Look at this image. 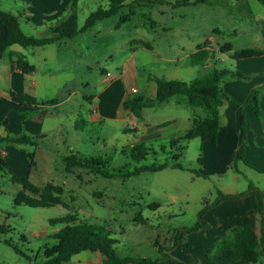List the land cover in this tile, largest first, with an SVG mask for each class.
Wrapping results in <instances>:
<instances>
[{
	"label": "rangeland",
	"instance_id": "obj_1",
	"mask_svg": "<svg viewBox=\"0 0 264 264\" xmlns=\"http://www.w3.org/2000/svg\"><path fill=\"white\" fill-rule=\"evenodd\" d=\"M73 1L58 0L56 5L59 6H56L45 0H0V7L16 13L26 33L47 37L53 36L54 27L71 14L77 15V26L81 29L92 10L109 6V0H77L75 4ZM175 1L128 0L130 7H123L119 13L98 21L74 38L41 46L18 45L29 62L37 67V77L44 81L38 86V99H67L57 105L38 106V110L29 113L33 116L43 114L45 135L36 144L10 143L25 160L26 169L21 170L20 162H13L12 166L18 174L29 173L30 180L40 187L48 182L62 185V198L68 206L35 207L16 202L22 185L13 181L8 168L0 170V264H44L46 246L56 243L51 233L60 225H53L50 220L69 212L75 213L78 221L107 227L116 239L115 247L120 255L155 260L162 256L160 248L169 254L176 230L195 231L184 228L197 222L205 204L217 200L218 188L246 191L250 181L257 183V187L264 186V175L249 170H244L243 174L198 176L196 171L201 163L197 159L203 153L199 137L189 139L187 148L175 149L182 151L178 161L183 169L168 166L159 171L128 175L127 172L142 164L173 161L170 141L147 142L150 153L145 159L136 161L120 152L123 146L128 152L136 140V132L123 130L127 121L105 118L102 123L90 122L92 103L85 95L96 96L108 84L102 82L105 78L102 67L119 73L127 61H134L138 88L148 91V85L153 83L148 81L149 75L188 81L212 67L237 69V59L219 53L217 41H232L234 49L256 47L264 50V4L260 1L208 0L177 7L173 6ZM129 8L134 11L131 19L116 27L120 15ZM215 27L222 33L213 34ZM210 35L216 36L212 41L217 46L213 52L217 60L210 67L189 66L185 62L189 53ZM137 39L149 42L152 48L137 43ZM172 104L173 101L164 107L150 109L146 118L160 121L171 117L169 113L173 111L181 114L184 122L183 112L187 110ZM24 130L21 134L29 133ZM7 143L0 142V147L6 149ZM73 151L104 158L111 156L108 168L111 172L127 163L121 173L123 176L107 177L82 167L67 171L63 157ZM30 152L34 153V163L28 156ZM260 218L258 214L255 226L258 232ZM91 254L82 251L63 264H94L93 261L101 264L100 258H93Z\"/></svg>",
	"mask_w": 264,
	"mask_h": 264
},
{
	"label": "crops",
	"instance_id": "obj_2",
	"mask_svg": "<svg viewBox=\"0 0 264 264\" xmlns=\"http://www.w3.org/2000/svg\"><path fill=\"white\" fill-rule=\"evenodd\" d=\"M45 2H50L51 4L56 5L58 0H45ZM40 6L41 5H38V7ZM30 10L31 8L29 11ZM27 17L29 19V15ZM122 24L116 25V27L119 28ZM214 33L221 34L222 30L219 27H215L213 29V34ZM4 36L5 29L0 23V41ZM213 38L216 39V36L210 35L202 43H198L196 49L192 53H189L185 62L188 63L189 66L204 65L210 67L213 62L217 60V55H213L214 50L217 49V46H214L215 43L219 45V53H227L229 55L228 52L222 51V46L227 41L224 43L219 41L214 43L212 41ZM135 41L137 43H143L145 47L152 48V45L149 42H144L141 39ZM230 42L232 43V41ZM18 45L19 44L11 45L3 55L0 56V120L4 118L8 119L6 124H0V137L19 135L21 134L22 129H25L24 131L27 130L29 132L27 134L38 136V142V139L45 135V131L43 130L45 129L43 124V114L38 113L39 115L35 116L28 114L31 113L32 110H36L38 106H46L45 104L57 105L62 103L67 97L63 99H38L36 95L38 86L41 83H44V81L37 77V67L35 64L29 62L24 50ZM232 50H235L234 46ZM134 52L135 51H133V54ZM229 57L231 56L229 55ZM18 58L27 60L30 64L34 65V68L29 71H24L15 63V60ZM237 61V69L248 74H253V76L250 79L245 80L227 79L224 81L223 87L227 95L221 106L222 124L218 132L217 143L214 144L210 140H202L203 153L200 154V157L197 159V161L201 163V168L196 171L198 176L215 174L222 175L230 172L243 174L244 170L264 175V53L257 56L237 59ZM125 65L126 67L122 66L119 73L112 72L104 67L101 68V73L105 74V78L102 79V82L106 81L108 84L103 91L96 96L92 94L88 96L85 95V99L92 103V110L89 118L90 122L102 123L105 122V118H113L119 121L124 120L127 121L128 124L123 126V130L125 132L134 131L137 133L135 142L130 146L134 143H143L151 148L148 145L149 142H161L167 139L170 141L171 147L173 139L181 138L191 129L193 126V115L195 113L204 114L203 110L200 108H190L179 103L175 98L162 104L143 105L141 107L140 116L124 109L122 107L123 100L126 97L132 98L135 94H143L146 101L153 100L157 96L156 77L183 80L172 76L167 77L157 74L149 75L148 81H152L153 83L148 85V91H140L137 83L138 72L134 61L129 60ZM213 69L214 68L212 67L201 76L210 74ZM134 88L136 89V92L132 91ZM255 90H258L260 95L258 111L253 107ZM12 91L17 93H28L36 97L37 103L27 104L22 99H16L12 97ZM172 101L174 103L172 105H175L176 108L184 107V109L187 110L183 112V118H185L184 122L181 114L173 111L169 113L171 117L160 121H152L146 118V114L149 113L148 111L150 109L164 107V105ZM176 108L173 107V109ZM242 112H244V124L242 123ZM82 121L85 122L83 119ZM182 122L185 124V127H183L184 129H182ZM78 124L77 121L75 124L76 127ZM188 140L189 139H180L175 144V147L182 146L187 148ZM242 144L245 146L244 157L243 159H240L238 155L239 148ZM19 145H22V143H19ZM0 148L6 156L7 162L12 170L15 171L12 166L13 162L15 164L20 162L21 170L24 171L26 169L25 160L17 153L14 146L7 143L6 149L2 147ZM122 148L120 152L124 153L123 150L126 149ZM153 152L155 153L156 151L154 150ZM19 172L21 171L19 170ZM15 173L18 174L16 171ZM250 183L258 186L254 181H250L248 186H250ZM259 187L262 189L264 188V186ZM224 188V191L218 188L219 192L231 194L240 193L236 189H233V187ZM256 204L257 199L253 193H246L241 196L222 199L205 212L202 218L203 225L199 229L190 232H177L176 230V238L171 246L172 248L169 254L186 263L193 264H243L240 261H222L215 254H212V258L210 259L208 257V251L217 241L226 236L234 226L251 225L255 229L258 217ZM92 253L93 254L89 256H92L93 258L99 257L101 264H103L104 256L99 252ZM93 263L95 264L94 261ZM131 264L152 263L141 260ZM156 264L175 263L169 259H164Z\"/></svg>",
	"mask_w": 264,
	"mask_h": 264
},
{
	"label": "trees",
	"instance_id": "obj_3",
	"mask_svg": "<svg viewBox=\"0 0 264 264\" xmlns=\"http://www.w3.org/2000/svg\"><path fill=\"white\" fill-rule=\"evenodd\" d=\"M77 0L73 1V4ZM128 0H109L108 7H98L92 10L87 16L84 25L81 29L77 26V15L71 14L66 20L62 21L59 25L54 27V35L47 37H37L33 34L26 33L20 26L19 16L10 10H5L0 7V23L5 29V36L0 41V56L13 44L22 46H39L51 43L63 38H74L81 31H85L104 18L110 17L119 13L125 7H130L131 3ZM154 3H163L165 0H147ZM208 0H176L173 6H181L188 4H197L206 2ZM264 4V0H258ZM134 14L133 9L129 8L127 12L120 15V20L117 25H120L131 19ZM233 45L227 41L222 46L223 52H228L232 58L241 59L251 56H257L264 53V50L256 47H244L241 49L232 50ZM17 66L24 71H29L34 68L23 58L15 60ZM251 75L239 69L228 68H214L210 74L195 77L190 81L180 79H169L166 77H156L157 82V96L150 101H146L143 94H135L132 98L126 97L122 102V107L131 113L140 116L141 107L143 105L162 104L172 98L177 99L190 108H200L204 114L193 115V126L181 138H175L171 143L172 159L173 161H164L160 163L142 164L137 166L133 171L127 172L128 175H136L143 171H159L165 167L172 166L175 168L183 169L184 166L179 162L182 151H175V149L183 148L182 146L175 147V144L180 139H192L199 137L201 140H210L214 144L217 143L218 132L221 127V106L226 97V91L223 83L227 79H250ZM12 97L22 99L27 104L37 103L36 97L28 93H17L12 91ZM258 90L254 91V104L253 107L258 111L259 101ZM29 115V114H28ZM7 118L0 120V124H6ZM242 123L244 124V112H242ZM38 136H31L29 134L7 135L0 137V142L7 141L8 143H31L36 144ZM244 144L239 148V158L244 157ZM151 148L143 143H134L130 149L123 150V152L131 159L141 161L146 158L150 153ZM32 162L34 163V153H29ZM67 171H72L75 167H82L88 170L95 171L107 177L123 176L121 173L126 167L127 163L117 167L114 171H110L109 163L111 156L104 158L101 155L90 156L79 152H70L63 157ZM9 169L11 177L14 182L22 185V190L18 192L16 202H24L31 206H53L63 204L68 206L63 198L64 187L60 184L48 182L44 187H40L33 183L29 174H16L9 167L6 156L0 148V170ZM126 177V176H124ZM263 189L250 184L248 190L231 194L220 192L217 200L212 204H205L199 212L197 222L191 226L184 228L185 230H197L202 226L201 218H203L206 210L217 204L225 198L237 197L246 193H253L256 196L257 213L260 214L261 228L260 232L256 231L251 225H237L231 228L230 232L217 241L213 247L208 251V257L212 258V252L219 257L222 261L233 262L240 261L243 264H257L264 262V202H263ZM28 192V193H27ZM30 192V193H29ZM31 194H35L32 196ZM155 205H158L155 203ZM75 213L69 212L68 214L52 218L50 221L53 225L60 224L59 227L51 233V237L56 240V243L51 246H46L44 255L46 260L44 264H63L69 262L74 255L82 251L99 252L104 256L103 264H131L137 261H150L156 264L161 259H171L177 264H188L172 255L165 253L163 248L162 256L151 260L145 257L135 256H122L115 247L116 239L112 237L111 231L100 224H90L84 221H78ZM20 251L19 249H17Z\"/></svg>",
	"mask_w": 264,
	"mask_h": 264
},
{
	"label": "water",
	"instance_id": "obj_4",
	"mask_svg": "<svg viewBox=\"0 0 264 264\" xmlns=\"http://www.w3.org/2000/svg\"><path fill=\"white\" fill-rule=\"evenodd\" d=\"M262 191H263V195H264V188H263V190H262ZM263 202H264V196H263Z\"/></svg>",
	"mask_w": 264,
	"mask_h": 264
},
{
	"label": "built area",
	"instance_id": "obj_5",
	"mask_svg": "<svg viewBox=\"0 0 264 264\" xmlns=\"http://www.w3.org/2000/svg\"><path fill=\"white\" fill-rule=\"evenodd\" d=\"M132 91H133V92H136V89L134 88Z\"/></svg>",
	"mask_w": 264,
	"mask_h": 264
}]
</instances>
